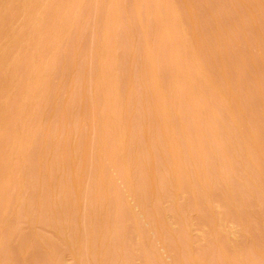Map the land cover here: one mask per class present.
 <instances>
[{"label":"rangeland","instance_id":"374dc122","mask_svg":"<svg viewBox=\"0 0 264 264\" xmlns=\"http://www.w3.org/2000/svg\"><path fill=\"white\" fill-rule=\"evenodd\" d=\"M0 79V264H264V0H0Z\"/></svg>","mask_w":264,"mask_h":264},{"label":"bare ground","instance_id":"6f19581e","mask_svg":"<svg viewBox=\"0 0 264 264\" xmlns=\"http://www.w3.org/2000/svg\"><path fill=\"white\" fill-rule=\"evenodd\" d=\"M15 1H16V0H15ZM53 2H54V1H53ZM17 4H18V3H17ZM10 5H11V4H10ZM37 6H38V5H37ZM10 7H11V6H10ZM25 8H26V7H25ZM10 12H11V11H10ZM11 14H12V13H11ZM35 15H36V14H35ZM10 16H11V15H10ZM1 20H2V19H1ZM10 21H11V20H10ZM35 22H36V21H35ZM11 23H12V22H11ZM10 28H11V27H10ZM25 32H26V31H25ZM27 36H28V35H27ZM19 49H20V48H19ZM3 52H4V51H3ZM17 54H18V53H17ZM27 56H28V55H27ZM30 56H32V55H30ZM22 60H23V59H22ZM27 62H28V61H27ZM27 64H28V63H27ZM3 67H4V66H3ZM16 67H17V66H16ZM27 67H28V66H27ZM43 67H44V66H43ZM16 69H17V68H16ZM23 69H24V68H23ZM25 69H26V67H25ZM6 72H7V70H6ZM24 73H25V72H24ZM24 73H23V75H24ZM27 73H28V72H27ZM4 74H5V73H4ZM4 74H2V75H4ZM6 74H7V73H6ZM12 74H13V73H12ZM19 74H20V73H19ZM25 74H26V73H25ZM6 76H7V75H5V77H6ZM26 76H27V75H26ZM37 76H38V75H37ZM5 77H4V78H5ZM33 77H34V76H33ZM6 78H7V77H6ZM1 79L4 80L3 78H1ZM1 79H0V80H1ZM7 80H8V79H7ZM9 80H10V78H9ZM14 80H15V79H14ZM32 80H33V79H32ZM4 81H6V79H5ZM23 81H24V80H23ZM6 82H7V81H6ZM6 82H5V83H6ZM1 84L4 85V82H2ZM30 85H31V84H30ZM0 87H1V86H0ZM24 88H25V87H24ZM21 89H22V88H21ZM23 90H24V89H23ZM23 90H22V91H23ZM26 90H27V89H26ZM8 91H9V90H8ZM25 92H26V91H25ZM26 93H27V92H26ZM1 96H2V95H1ZM22 97H23V96H22ZM19 98H20V97H19ZM2 99H3V98H2ZM20 99H21V98H20ZM22 100H23V99H22ZM20 101H21V100H20ZM1 102H2V101H1ZM22 104H23V103H22ZM17 105L19 106V104H17ZM1 108H2V107H1V103H0V109H1ZM20 108H21V107H20ZM20 108H19V109H20ZM25 108H26V107H25ZM2 109H3V108H2ZM19 109H18V110H19ZM34 110H35V109H34ZM20 111H21V110H20ZM23 113H24V112H23ZM1 115H2V114H1ZM1 115H0V116H1ZM1 117H2V116H1ZM4 117H5V116H4ZM10 118H11V117H10ZM12 118H13V117H12ZM16 119H17V118H16ZM0 121H1V120H0ZM17 121H18V120H17ZM16 123H17V122H16ZM14 124H15V123H14ZM12 125H13V124H12ZM9 126H10V125H9ZM10 130H11V129H10ZM10 130H9V131H10ZM12 141H13V140H12ZM7 144H8V143H7ZM5 147H6V146H5ZM4 152H5V151H4ZM0 159H1V158H0Z\"/></svg>","mask_w":264,"mask_h":264}]
</instances>
